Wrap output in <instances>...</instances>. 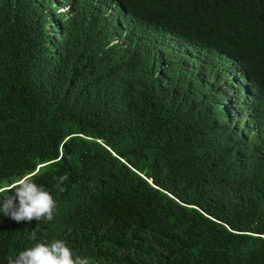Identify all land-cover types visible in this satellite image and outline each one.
I'll use <instances>...</instances> for the list:
<instances>
[{
	"label": "trees",
	"instance_id": "16d2710c",
	"mask_svg": "<svg viewBox=\"0 0 264 264\" xmlns=\"http://www.w3.org/2000/svg\"><path fill=\"white\" fill-rule=\"evenodd\" d=\"M77 1L80 32L39 0H0V186L32 173L57 200L47 222L0 213V264L54 239L89 264H264V158L205 104L151 105L127 61L102 52L113 32L137 54L169 35L264 125V0ZM98 4L132 24L104 21Z\"/></svg>",
	"mask_w": 264,
	"mask_h": 264
},
{
	"label": "clouds",
	"instance_id": "9594fccd",
	"mask_svg": "<svg viewBox=\"0 0 264 264\" xmlns=\"http://www.w3.org/2000/svg\"><path fill=\"white\" fill-rule=\"evenodd\" d=\"M38 3L44 14L53 21H59L68 30H82L80 24L72 25L78 10L77 0H39ZM94 9L108 23L132 24L117 17L104 4H98ZM107 17L111 19L107 20ZM120 25L123 27L122 23ZM144 38L148 45H144L146 49L142 54L128 48L124 33L113 32L109 41L104 43L102 52L127 61L124 71L125 76H131L130 87L136 88L146 97L152 93L151 105L158 100L167 99L190 111L199 104H205L206 115L214 114L229 132L233 131L237 142L264 158V125L253 110L245 105L232 81L209 64L193 57L189 50L169 35L160 39H154L150 35ZM170 50L177 53L170 55ZM132 102L147 104L149 100L138 98V102ZM247 133L255 140L249 138ZM29 175L33 174L24 175L9 186H0V213L17 223L51 221L57 208V200L50 189L37 184ZM66 180L67 174L57 178L55 188L59 192L65 191L63 183ZM237 187L238 185L233 189ZM30 239L37 240L36 232L31 233ZM7 264H89V261L70 248L66 241L54 239L51 242L37 241L17 255L9 256Z\"/></svg>",
	"mask_w": 264,
	"mask_h": 264
},
{
	"label": "rangeland",
	"instance_id": "374dc122",
	"mask_svg": "<svg viewBox=\"0 0 264 264\" xmlns=\"http://www.w3.org/2000/svg\"><path fill=\"white\" fill-rule=\"evenodd\" d=\"M50 7H53V6H50ZM170 55H174V54H176L177 52H175V53H173V51L172 50H170ZM195 73H197V72H195ZM203 91H205L206 89H202ZM216 108H218L217 106H216ZM248 118V117H247ZM247 135L249 136V138H252V140H255V138L253 137V136H250L248 133H247Z\"/></svg>",
	"mask_w": 264,
	"mask_h": 264
},
{
	"label": "bare ground",
	"instance_id": "6f19581e",
	"mask_svg": "<svg viewBox=\"0 0 264 264\" xmlns=\"http://www.w3.org/2000/svg\"><path fill=\"white\" fill-rule=\"evenodd\" d=\"M4 13H6V12H4ZM74 17H76L75 15H74ZM192 68H195V67H192ZM66 80V79H65ZM70 80V79H69ZM252 148H253V146H251Z\"/></svg>",
	"mask_w": 264,
	"mask_h": 264
}]
</instances>
